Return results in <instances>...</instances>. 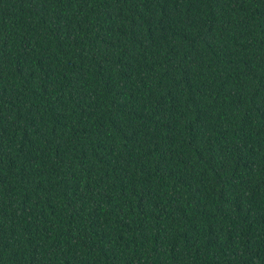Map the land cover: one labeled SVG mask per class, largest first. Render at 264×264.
<instances>
[{"label": "trees", "instance_id": "16d2710c", "mask_svg": "<svg viewBox=\"0 0 264 264\" xmlns=\"http://www.w3.org/2000/svg\"><path fill=\"white\" fill-rule=\"evenodd\" d=\"M0 264H264V0H0Z\"/></svg>", "mask_w": 264, "mask_h": 264}]
</instances>
